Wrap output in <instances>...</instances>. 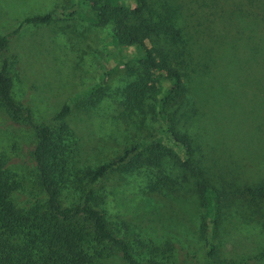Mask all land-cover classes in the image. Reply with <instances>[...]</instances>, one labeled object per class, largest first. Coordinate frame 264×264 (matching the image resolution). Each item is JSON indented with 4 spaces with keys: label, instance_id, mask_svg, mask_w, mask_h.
<instances>
[{
    "label": "rangeland",
    "instance_id": "rangeland-1",
    "mask_svg": "<svg viewBox=\"0 0 264 264\" xmlns=\"http://www.w3.org/2000/svg\"><path fill=\"white\" fill-rule=\"evenodd\" d=\"M96 1L133 8L139 0ZM143 1L152 12H163L167 3L179 14L175 26L182 41L171 42L162 31L146 37L157 59L169 54L159 69L161 84L168 82L169 69L180 73V92L163 111L189 141L195 170L181 166V150L165 139L167 150L148 153L145 147L133 167L111 171L95 186L105 194L104 214L152 245L170 242L161 264H214L206 255L213 219L219 259L264 264V0ZM91 4L0 0V34L7 35L0 61L14 60L12 96L29 108L34 122L53 125V115L69 106L65 120L75 164L94 167L126 145L153 140L163 123L152 90L129 119L120 115L122 90L139 80V64L133 48L112 43L109 25L96 24ZM59 9L75 12L23 22ZM32 146V129L0 108V154L27 181L34 176ZM209 194H215V211ZM74 197L63 190L64 204ZM104 262L123 264L118 255Z\"/></svg>",
    "mask_w": 264,
    "mask_h": 264
},
{
    "label": "trees",
    "instance_id": "trees-1",
    "mask_svg": "<svg viewBox=\"0 0 264 264\" xmlns=\"http://www.w3.org/2000/svg\"><path fill=\"white\" fill-rule=\"evenodd\" d=\"M92 1L91 10L95 13L92 19L96 24L110 26L111 41L119 50L134 49L130 54L136 57L140 68L139 80L127 84L122 90L123 110L120 115L129 119L142 104L144 93L152 90L154 96L159 97L156 114L163 127L157 130V135L153 133V140L126 145L120 154L94 167L77 166L72 149L75 141L71 139L65 120L69 106L62 105L53 115V125L34 122L29 108L16 102L12 96L9 65L14 60L2 58L0 108L12 121H22L32 129L33 146L29 154L34 176L28 182L8 164V158L0 154V264H105L104 261L114 255H118L123 264H161L172 249L168 241L162 246L148 243L131 231L124 221L110 222L102 209L105 194L95 186L100 184V188L102 178L109 172L133 167L145 147L148 153L167 150L169 147L164 139L181 150L183 156L178 157L181 166L195 170L190 161L192 148L189 141L185 135H178L173 130L163 111L168 99L180 92V73L177 69H169L164 74L169 86L162 90L166 84H161L163 78L159 69L169 54L165 51L157 59L154 55L156 48L149 46L146 37L147 33L161 34L162 31L161 35L165 34L171 42L182 41L181 31L175 26L179 14L167 3L163 5V12H152L143 0L133 8ZM74 12L75 9H59L58 12L33 14L25 17L23 22H48L57 14L69 16ZM6 44L7 35L0 34V50ZM67 188L75 194L68 205L62 199L63 190ZM259 190L264 192V183ZM209 195L215 211V194ZM211 223L206 255L214 264H231L217 257L214 242L216 220Z\"/></svg>",
    "mask_w": 264,
    "mask_h": 264
}]
</instances>
